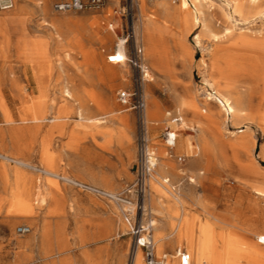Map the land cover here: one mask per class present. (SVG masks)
<instances>
[{
	"label": "rangeland",
	"instance_id": "rangeland-1",
	"mask_svg": "<svg viewBox=\"0 0 264 264\" xmlns=\"http://www.w3.org/2000/svg\"><path fill=\"white\" fill-rule=\"evenodd\" d=\"M53 1L0 9V264H130L119 205L88 186L133 180L142 124L156 254L264 264V0ZM121 42L147 65L143 123L117 98L136 76L107 57ZM172 109L181 159L161 136Z\"/></svg>",
	"mask_w": 264,
	"mask_h": 264
},
{
	"label": "built area",
	"instance_id": "built-area-1",
	"mask_svg": "<svg viewBox=\"0 0 264 264\" xmlns=\"http://www.w3.org/2000/svg\"><path fill=\"white\" fill-rule=\"evenodd\" d=\"M14 0H0V9L9 8L13 5ZM53 7L57 10L67 9H82L86 7H99L104 4V0H55ZM111 61L117 60L114 51L107 55ZM127 60L130 65L136 70L135 82L129 88H119L117 90V98L119 101L127 106L136 109L140 120L145 122L144 109L145 98L142 87V80L147 76V65L145 64L142 56V47L135 46L134 52L129 57L123 59ZM144 117V119H143ZM181 116L176 113L167 112L166 124L162 131V140L170 148L174 145L176 139V130L171 126L172 123H179ZM149 132L146 125L142 124V129L138 136V154L136 160V167L134 171L133 180L120 191H109L103 188L91 187L89 188L96 191L99 195L115 201L119 205L120 212L124 222L128 227V231L132 237V259L136 254L139 247L142 251L143 264H166L168 259L166 253L157 255L152 235L153 221L151 218V210L147 204L149 196V180L153 165L149 163V156H154L153 149L149 144ZM168 153L171 151L168 149ZM177 159H181L182 155H176ZM30 227L26 224H19L16 226L18 233H25L29 231ZM144 236V240L140 241V236ZM175 255L178 256L179 264H189L190 254L183 248L178 247ZM130 263V264H131Z\"/></svg>",
	"mask_w": 264,
	"mask_h": 264
},
{
	"label": "bare ground",
	"instance_id": "bare-ground-1",
	"mask_svg": "<svg viewBox=\"0 0 264 264\" xmlns=\"http://www.w3.org/2000/svg\"><path fill=\"white\" fill-rule=\"evenodd\" d=\"M119 55L121 56V57H126V53H125V50H124V48H123V45H122V42H121V44L119 45ZM114 54H115V57L117 58V60H115V62H119V61H124V60H122L121 59V57L117 54V50H115L114 51ZM123 58V59H124ZM145 110H146V107H145ZM181 123H182V120H181ZM240 142L242 143V144H246V143H249V142H251V137H250V134H246V135H244L243 137H242V139L240 140ZM176 143H177V141L175 140V142H174V146L173 147H175L176 146ZM192 144H190V146H191ZM148 160H149V163L151 164V161H153V163H155V159L153 158V157H151V161H150V157L148 158ZM153 167H154V165H153ZM50 174H52V175H57V174H55V173H53V172H51V171H48ZM71 181V180H70ZM164 181H166V182H168L169 180L168 179H164ZM77 183V182H76ZM164 239V237L162 238V240ZM139 240L140 241H143L144 240V236L143 235H141L140 236V238H139ZM259 240H261V241H264V235L263 236H260L259 237ZM139 248V247H138ZM138 248H137V250H138ZM190 254V253H189ZM137 256V255H136ZM134 258H136L135 256H134ZM134 261H135V259H134ZM133 261V262H134ZM168 263V262H167ZM169 264V263H168ZM189 264H191V256H190V263Z\"/></svg>",
	"mask_w": 264,
	"mask_h": 264
},
{
	"label": "crops",
	"instance_id": "crops-1",
	"mask_svg": "<svg viewBox=\"0 0 264 264\" xmlns=\"http://www.w3.org/2000/svg\"><path fill=\"white\" fill-rule=\"evenodd\" d=\"M168 111H169L170 113H172V114H173V113L179 114V115L181 116V120H182V114L180 113V111H179L178 109H176V110H174V109H172V110H167V111H166V115H167V112H168ZM166 118H167V116H166ZM180 122H181V121H180ZM175 124H177V123H172L171 125H174V126H175ZM174 126H172V127L176 130V139H177V134H178V133H177V129H176ZM176 139H175V140H176ZM163 142H164V141H163ZM164 143H165V142H164ZM165 145H166V144H165ZM166 146H167V145H166ZM173 146H174V145H173ZM173 146L170 147V148H169L168 146H167V147H168V149H174ZM170 151H171V150H170ZM178 154H179V153H177V152H173V151H171V154L168 153V156H173L175 159H177V158H176V155H178ZM166 237H167V236H166ZM166 237H165V238H166ZM165 238H164L163 240H165Z\"/></svg>",
	"mask_w": 264,
	"mask_h": 264
}]
</instances>
